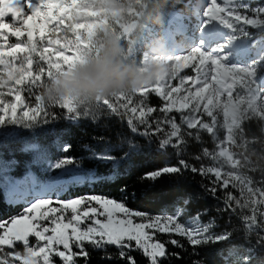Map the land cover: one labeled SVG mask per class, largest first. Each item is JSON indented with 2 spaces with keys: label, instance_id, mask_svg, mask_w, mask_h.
<instances>
[{
  "label": "snow or ice",
  "instance_id": "6c2138e0",
  "mask_svg": "<svg viewBox=\"0 0 264 264\" xmlns=\"http://www.w3.org/2000/svg\"><path fill=\"white\" fill-rule=\"evenodd\" d=\"M187 7L197 17L194 25L183 24L190 18L177 6L158 0H0V137L38 134L57 122L99 126L107 119L119 125L115 146L98 136L87 148L85 158L107 167L108 174L83 168L66 142L44 169L46 181L31 170L14 177L12 162L3 163L0 184L24 210L0 220V264H91L94 252L112 264V249L122 264H172L189 249L199 257L203 248L236 240L243 243L230 249L232 264H264V39L249 31L264 33V0ZM151 21L166 27L158 30ZM177 35L184 40L177 43ZM106 37L123 45V59L142 72L155 68L154 81L102 98L68 94L46 100L45 88L98 58ZM238 57L250 58L240 63ZM183 68L193 74L171 83ZM149 93L160 99L159 107L148 103ZM251 121L258 131L247 127ZM202 134L213 148L204 146ZM138 140L159 153L171 150L174 162L140 173L137 182L180 185L200 176L199 195L215 200L216 213L228 216L222 231L214 230L215 219L201 221L207 208L188 220L181 219L179 207L171 213L133 208L135 192L127 184L119 185V197L60 195L81 184L118 183L143 151ZM190 142L201 145L192 157L196 163L186 158ZM191 202L185 195L173 203ZM233 217L238 226L230 223Z\"/></svg>",
  "mask_w": 264,
  "mask_h": 264
},
{
  "label": "trees",
  "instance_id": "16d2710c",
  "mask_svg": "<svg viewBox=\"0 0 264 264\" xmlns=\"http://www.w3.org/2000/svg\"><path fill=\"white\" fill-rule=\"evenodd\" d=\"M189 0H158L160 4H172L177 6L182 14L187 12V2ZM248 2V0H245ZM251 1V0H249ZM150 13L155 9H150ZM152 26L156 29H162L166 27L165 23H156L151 21ZM254 38L264 39V33H254ZM148 103L153 107H159L161 104L160 99L157 96H148ZM59 112L60 109H55ZM155 115V114H154ZM177 120L179 122V116L177 113ZM247 127L253 131H258V124L255 121L249 122ZM119 128V125L114 121L109 123L105 119L99 126L93 123L84 122L79 127H69L65 122H57L55 124H49L45 126L38 134L29 135L27 131L20 137H9L7 139L0 137V164L10 161L15 166L11 175L19 178L20 175L25 173L26 170L37 176L42 182L48 179V175L44 169L47 167L48 162L53 161L57 156L61 155L59 151V145L62 142H66L72 146V150L69 155H74L81 159V166L85 169H94L98 174H108L109 170L104 165H99L85 157L88 156L87 148L89 146H95V137L104 136L111 139L112 145H116L118 141L115 138L114 133ZM204 146L210 149L214 147L211 138L207 134H202ZM138 143L144 145L143 140H138ZM35 144L43 153V158H38L37 154L28 148V145ZM201 145L198 143L190 142V146L186 150L187 156L190 162L196 163L192 160V157L200 150ZM169 162H174V157L169 150L168 153H159L154 148H149L144 145L143 151L132 158L130 163L125 167L128 169L127 175H125L118 183L99 184L95 187L92 186H75L70 189V193L66 191L61 196L83 195L89 192L101 193L104 195H111L119 197V185L127 184L130 192H135V197L129 200V205L133 208L140 210H147L153 213L175 211L176 207L182 208L181 219L188 220L191 213H195L197 209H209L207 215L201 216V221L204 223L209 222L211 219H215L216 227L214 230L220 232L229 223L227 215L217 214L215 209L217 202L212 199L204 198L199 195L200 188L198 185L202 182L200 176L190 177L187 181L180 185H172L168 183L158 184L155 187L151 186L150 182H137V176L140 173L150 171L158 168L161 165ZM205 165L210 161H203ZM123 171V169H122ZM54 174V173H53ZM257 174V179H259ZM190 195L192 196V202L190 205L175 204L173 202L178 201L180 197ZM24 210V203H13L8 200L7 192L0 184V220H7L10 217L17 216ZM230 223L234 226H238V220L233 217ZM179 239V237H177ZM254 239V237H253ZM243 241L236 240L233 245L228 243L213 244L206 248L201 249L199 257H192L188 252H182V260H173L172 264H191L192 259H200L204 261V264H232L235 256L231 254L230 249L238 247ZM113 261L112 264H122L121 261L115 258V249H112ZM174 251H181L180 249H174ZM137 255L136 253H133ZM260 257H258L259 259ZM91 264H109L108 261L101 259V253L94 252L92 254Z\"/></svg>",
  "mask_w": 264,
  "mask_h": 264
},
{
  "label": "clouds",
  "instance_id": "9594fccd",
  "mask_svg": "<svg viewBox=\"0 0 264 264\" xmlns=\"http://www.w3.org/2000/svg\"><path fill=\"white\" fill-rule=\"evenodd\" d=\"M124 54V46L117 40L104 38L99 57L47 86L44 90L46 100L54 103L68 94L90 99L102 98L151 84L157 70L149 68L142 72L135 62L123 59Z\"/></svg>",
  "mask_w": 264,
  "mask_h": 264
},
{
  "label": "rangeland",
  "instance_id": "374dc122",
  "mask_svg": "<svg viewBox=\"0 0 264 264\" xmlns=\"http://www.w3.org/2000/svg\"><path fill=\"white\" fill-rule=\"evenodd\" d=\"M207 2H208V0L207 1L206 0H189L187 2L186 6L189 5V4H191L193 6L200 7V6L204 5V4H206ZM260 2H261V0H251V1L248 0V3H251L253 5H256V4L260 3ZM183 16H186V17H189L190 18V19H186V20L183 21V24L184 25H189V24H193L194 25L196 23L197 17L193 14V12L189 9V7H187V12H186V14H183ZM249 31L252 33V36L253 37H254V33H260V31L257 30V29H249ZM176 38L178 39L177 40V43H180L181 41L184 40V37L182 35H177ZM10 39L14 40V38H10ZM144 50H149V49L145 48ZM141 55H142V53H141ZM249 58L250 57H248V58H240V57H238L237 59L239 60L240 63H246ZM0 68H2V66H0ZM192 74L193 73H192V69L191 68H183V69H181L179 71L176 79L172 80L171 83L176 84V83H178V80H179L180 77H182V76H188V75H192ZM37 91H39V90H37ZM149 96H156V95L155 94H152V93H149ZM8 99H11V97H8ZM18 114H19V109H18ZM30 115H31V113H30ZM222 136H223V133H221V137ZM13 137H16V136H13ZM28 148L30 150L34 151L37 154V156H38L39 159L40 158H43V153L41 152V150H40V148L38 146L35 145V147H30L28 145ZM2 166L3 165L0 164V167H2ZM66 179H69V178H66ZM77 186L80 187V186H83V184L77 185ZM37 191H38V189H37ZM65 192L60 193V195H62ZM7 198H8L9 201H11L9 199L8 192H7ZM18 203H22V202H18Z\"/></svg>",
  "mask_w": 264,
  "mask_h": 264
},
{
  "label": "bare ground",
  "instance_id": "6f19581e",
  "mask_svg": "<svg viewBox=\"0 0 264 264\" xmlns=\"http://www.w3.org/2000/svg\"><path fill=\"white\" fill-rule=\"evenodd\" d=\"M207 1V0H206ZM177 39V38H176ZM178 40V39H177Z\"/></svg>",
  "mask_w": 264,
  "mask_h": 264
}]
</instances>
